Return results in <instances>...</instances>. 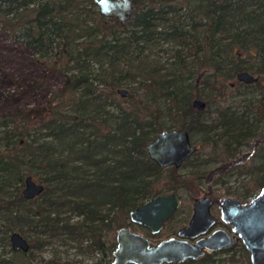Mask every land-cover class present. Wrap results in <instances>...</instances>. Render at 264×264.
<instances>
[{
	"label": "trees",
	"instance_id": "16d2710c",
	"mask_svg": "<svg viewBox=\"0 0 264 264\" xmlns=\"http://www.w3.org/2000/svg\"><path fill=\"white\" fill-rule=\"evenodd\" d=\"M146 1L137 8L132 0L131 20L120 26L92 10L93 0H0V30L64 78L37 114H0V244L10 246L12 232L28 234L26 253L48 239L79 244L88 239V253L103 254L108 264L114 243L106 244L102 231L115 222L114 215L128 218L131 210L160 195L155 187L164 173L167 190L175 193L189 184L178 169L201 167L195 146L179 168H159L145 152L157 133L182 129L190 141L201 134L212 153L202 163L213 157L223 163L233 160L259 124L264 129V104L238 111L222 102L226 83L249 72L246 56L257 59L254 73L264 76V0H198L192 8L182 0L191 9L184 4L187 11L180 15L184 7L172 8L173 0ZM159 41L176 48L162 65L144 69L139 56ZM201 71L207 74L197 88L192 78ZM237 83L259 85L258 80ZM121 88L125 97L117 94ZM206 92L222 99L211 118L214 97ZM195 99L205 103L203 111L192 107ZM260 136L252 154L224 166L255 161L254 183L262 188ZM223 169L212 170L205 180ZM26 176L43 186L31 200L19 192ZM243 193L248 194L245 188L239 196ZM10 252L26 254L11 247Z\"/></svg>",
	"mask_w": 264,
	"mask_h": 264
},
{
	"label": "rangeland",
	"instance_id": "374dc122",
	"mask_svg": "<svg viewBox=\"0 0 264 264\" xmlns=\"http://www.w3.org/2000/svg\"><path fill=\"white\" fill-rule=\"evenodd\" d=\"M137 1V8L141 7V3L147 4L146 2H148L146 0ZM189 3L192 8L198 3V0H189ZM168 4L176 10L180 6L184 7L176 13L178 15L184 14L185 10L187 11L185 7L187 4L182 0H173ZM187 7L189 10L191 9L188 5ZM135 8L136 6H134ZM92 10H97V8L94 6ZM173 48H176L173 43L159 41L155 49L150 52L145 51L139 56L142 62L141 65L144 69L162 65L172 53ZM256 61L257 59L246 56L245 65L250 68L248 71L257 77L258 86L243 87L235 79H232L226 85L231 82L234 85L232 87L229 85L223 100L215 96V93H205L206 96L214 97L209 112L210 118L214 116L213 111L221 100L225 105L238 111L243 110L244 107L250 104H264V76L260 77L254 73L257 67ZM198 74L193 76L192 82L196 83L197 88H201L202 78L196 81ZM206 74L207 72H202V75L205 76ZM63 83L64 78L56 70L49 68L43 59H40L37 54L27 49L22 43L14 41L6 31L0 30V114L17 110L26 111L31 115L37 114L45 107L50 93L60 89ZM165 123L168 124V122ZM1 131L2 127L0 126V151L4 148V143L1 140ZM255 133L254 137L237 149V154L233 160L252 154V145L259 139L260 135V140L264 137L262 123L257 126ZM202 139L203 135L200 134L193 136L191 140V143L198 148L197 159L201 167L199 169H190V167L186 166L179 168L177 171V174L183 176L185 180L189 181V184L187 189H179L175 192L180 199L179 208L181 210L175 219L171 220L159 235L149 238L146 230L129 222L128 218L115 214V222L107 230L102 231L105 235L106 244L115 243V231L119 227H127L131 231L147 237L151 244H156L160 239L175 230L177 220L182 217L185 210L188 212L191 203L190 198H199L209 194L214 200L227 196L234 197L242 203H247L259 191L260 187L255 186L254 183L256 173H254L253 167L256 165L255 161L252 163L247 159L234 168L228 166L230 168L228 170H226L224 165L234 162L232 159L221 163L213 157V160L209 163H202L203 160L212 158L210 145L203 144ZM220 167L224 169L211 177L209 181L205 180V176L209 172L220 169ZM193 173H197V175ZM165 175L164 173L162 180L155 187L157 192L160 191V195L172 192L167 190ZM31 178L38 183L35 178L32 176ZM244 188L248 194L245 195L243 193V196H239L244 191ZM22 189L23 186L19 190L20 193ZM75 220L78 219L74 218L73 221ZM20 235L28 240L26 238L28 234L27 236L25 233ZM88 244V239H83L80 244L68 238L48 239L40 249H31L28 253L21 255L11 253L10 246L7 247L6 243H3L0 244V260H6V264H104L106 261L104 255L99 252L89 254L87 251ZM238 253L234 255V262L226 261L227 258L226 260L222 259L223 263L221 264H248L244 254ZM109 258L111 259V256Z\"/></svg>",
	"mask_w": 264,
	"mask_h": 264
},
{
	"label": "water",
	"instance_id": "95a60500",
	"mask_svg": "<svg viewBox=\"0 0 264 264\" xmlns=\"http://www.w3.org/2000/svg\"><path fill=\"white\" fill-rule=\"evenodd\" d=\"M98 13L116 20L120 26L127 25L133 14L132 0H93ZM202 73L198 74L199 80ZM239 83L254 84L257 78L247 71L236 74ZM233 86V83H230ZM117 94L125 97L127 92L118 89ZM196 111H203L205 103L195 99L191 103ZM196 151L189 139L187 131L168 129L161 131L146 145L145 152L150 161L159 168H178ZM42 184L26 176L23 180L21 195L31 200L41 194ZM211 202L208 198H200L192 207V217L187 226L177 231L176 237L149 245L147 238L121 227L115 232V248L109 264H178L187 259H196L204 248L210 251L230 247L232 242L220 231L213 232L209 237L198 240L194 245L182 238L194 239L203 235L213 225L208 213ZM175 193L154 196L143 202L128 213L129 222L147 228L151 234L160 231L163 223L178 208ZM221 220L231 226L232 233L241 241L249 256V264H264V187L250 199L246 205L234 198L224 197L220 201ZM9 244L13 251H28V242L17 232L9 235Z\"/></svg>",
	"mask_w": 264,
	"mask_h": 264
},
{
	"label": "flooded vegetation",
	"instance_id": "af4514ba",
	"mask_svg": "<svg viewBox=\"0 0 264 264\" xmlns=\"http://www.w3.org/2000/svg\"><path fill=\"white\" fill-rule=\"evenodd\" d=\"M95 5V4H94ZM96 7V6H95ZM98 11V10H97ZM133 11H134V6H133ZM257 78V77H256ZM244 84V83H242ZM230 85V83H229ZM234 85V84H233ZM244 85H248V84H244ZM249 85H252V84H249ZM232 87V86H231ZM189 159V158H188ZM187 159V160H188ZM184 163V162H183ZM180 167V166H179ZM178 167V168H179ZM174 168V167H173ZM261 189V188H260ZM259 189V190H260ZM259 192V191H258ZM257 192V193H258ZM173 193V192H171ZM256 193V194H257ZM255 194V195H256ZM164 195V194H163ZM177 195V194H176ZM254 195V196H255ZM253 196V197H254ZM208 198L211 202L210 206L208 207V213L210 215V217L212 218L213 220V225L206 231L205 234L203 235H199L197 236L196 238L194 239H188V238H182L183 240L187 241L188 243L194 245L198 240H201V239H205L207 237H209L213 232L215 231H220V232H223L224 234H226V236L230 239V241L232 242V245L230 247H226V248H220V249H216V250H213V251H210V250H207V249H200L201 251V255L199 257H197L196 259H187V260H184L178 264H221L223 263V260L227 259L226 261H230V262H234V255L235 254H239L238 252H240L241 254H244V257L245 259L247 260V263L249 264V256H248V253L247 251L245 250L243 244L241 243L240 240H238L236 238V236L232 233L231 231V226L230 225H227L225 224L222 220H221V217H220V201L222 198L224 197H227V196H224L222 198H219L218 200H214L213 198L210 197L209 194L207 195H204L202 197H199V198H190L189 200L191 201L190 203V207L188 209V212L187 210L184 211V213L182 214V217L177 220L176 222V228L175 230H173L172 233H170L169 235H167L166 237L160 239L157 243H159L160 241L162 240H165V239H168V238H171V237H176V233L178 230H180L181 228L187 226V224L189 223L191 217H192V214H193V211H192V207L193 205L198 201V199L200 198ZM252 197V198H253ZM178 198V196H177ZM228 198H232V197H228ZM234 198V197H233ZM235 200H237L236 198H234ZM251 199V198H250ZM249 199V201H250ZM238 202H240L239 200H237ZM249 201L247 203H242L240 202V204H243V205H246L249 203ZM178 208L175 210V212L172 214V216L170 218H168L164 223H163V226L162 228L160 229V231L156 234H151L150 231L145 228V227H142V226H139L137 224V226L141 227L142 229L146 230L147 234L149 235V238H154L156 237L157 235L160 234V232L167 226V224L171 221V220H174L176 215L181 211L180 210V199L178 198ZM214 212V213H213ZM121 228V227H119ZM118 228V229H119ZM127 228V227H125ZM117 229V230H118ZM116 230V231H117ZM130 230V229H129ZM115 231V232H116ZM131 231V230H130ZM133 232V231H132ZM135 233V232H134ZM141 235V234H140ZM143 236V235H142ZM145 237V236H144ZM147 238V237H145ZM148 242H149V245H156V244H151L149 239L147 238ZM115 248V243H114V247L112 249V251L114 250ZM242 250V252H241ZM112 251H111V259H112ZM110 259V261H111ZM223 259V260H222ZM109 261V263H110ZM108 263V264H109ZM161 264H172V263H161Z\"/></svg>",
	"mask_w": 264,
	"mask_h": 264
}]
</instances>
